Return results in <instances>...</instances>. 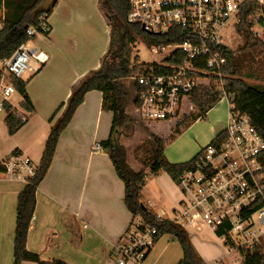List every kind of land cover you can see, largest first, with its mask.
I'll return each instance as SVG.
<instances>
[{
  "label": "built area",
  "instance_id": "2783aa9c",
  "mask_svg": "<svg viewBox=\"0 0 264 264\" xmlns=\"http://www.w3.org/2000/svg\"><path fill=\"white\" fill-rule=\"evenodd\" d=\"M129 5L130 26H139L153 39L173 32L181 40L149 47L163 58L149 63L145 74L130 79L136 86L134 115L149 122L178 124L196 110L193 93L203 89L220 93L229 106L225 138L201 148L195 167L178 180L181 202L170 216L156 214L157 220L184 229L207 227L215 235L225 227L228 232L218 238L227 255L238 254L243 264L241 252L264 238V139L247 115L234 110L235 94L228 91L225 74L228 60L220 49L246 30L264 43V0H129ZM5 18V0H0V27ZM48 29L43 17L37 27L27 28L29 40L0 62V115L12 114L24 121L32 115L11 104L18 92L13 80L26 81L51 61L47 52L35 46L40 31ZM93 150L102 146L96 143ZM4 166L10 175L24 171L32 177L36 171L29 159L20 156H11ZM32 219L28 230L34 229ZM160 237L157 227L133 216L112 257L116 264H143Z\"/></svg>",
  "mask_w": 264,
  "mask_h": 264
},
{
  "label": "crops",
  "instance_id": "0c3cea01",
  "mask_svg": "<svg viewBox=\"0 0 264 264\" xmlns=\"http://www.w3.org/2000/svg\"><path fill=\"white\" fill-rule=\"evenodd\" d=\"M47 23L51 31L46 48L51 61L33 78L26 79L29 80L27 94L34 107L32 115L12 136L5 123L7 116L0 115V125L3 124L0 163L3 164L17 151L15 156L39 166L52 128L50 119L59 106L67 102L72 87L101 67L109 48L111 30L99 0H59ZM60 37L63 42H58ZM16 94L12 96L11 104L22 110L23 98H15ZM218 105L208 112L206 119L198 120L188 129L207 123L209 115L218 111ZM61 114L62 111L56 120ZM228 117L227 110L225 118L217 119L210 127L213 135L210 143L224 133ZM112 121L113 113L103 108V94L91 91L61 133L50 169L36 193L34 229L28 230L27 249L42 260H62L67 264H116L112 249L126 232L133 215L125 205V185L117 176L108 153L103 148L93 150L96 143L109 138ZM183 134L175 141L165 143V155L171 163L188 162L200 151L199 147L192 155L184 153L178 159L171 158L167 144L176 145ZM5 143L8 153L4 156ZM130 167L148 172L147 166ZM26 177L24 171L17 175L0 174V264H13L14 261L17 202L26 185ZM143 198L156 214L170 216L181 202L182 194L171 177L162 172L146 180ZM185 230L204 264H214L218 260L228 262V255L212 254L199 241L197 233L191 235L189 229ZM165 236L167 240L163 239ZM184 257V249L176 237L165 234L143 264H180Z\"/></svg>",
  "mask_w": 264,
  "mask_h": 264
},
{
  "label": "trees",
  "instance_id": "16d2710c",
  "mask_svg": "<svg viewBox=\"0 0 264 264\" xmlns=\"http://www.w3.org/2000/svg\"><path fill=\"white\" fill-rule=\"evenodd\" d=\"M58 1L52 0L45 7L43 6L44 0H5L6 18L4 25L0 27V62L12 57L15 51L29 40L26 33L27 28L37 27L43 17L48 21ZM99 4L111 30L109 48L102 58L101 67L96 71H91L72 87L67 102L62 103L50 119L52 128L40 164L36 167L34 176L27 178L26 185L18 196L13 264H23L24 262L67 264L62 260L45 261L38 254L30 252L27 249L28 227L36 210L38 187L50 169L60 135L72 121L77 109L84 102L86 94L91 91L101 92L103 94V108L113 113L110 136L100 145L108 153L117 176L125 185V205L128 211L133 216H141L147 224L157 227L161 236L168 234L176 237L185 253L180 264H204L191 246L186 230L169 221L158 222L156 213L143 198V188L150 176L162 172L167 173L177 184L183 174L195 167L199 153L188 162L171 163L165 155L166 142L159 135L151 133L153 155L147 166L148 172L145 169L135 171L128 163L127 149L119 142L122 128L134 129L135 121L127 114L126 109L133 94H135L133 100L136 96V86L128 80L145 74L149 68L147 63L140 62L139 57L134 56L137 38H140L148 47L181 42V40L173 32L162 39H153L144 33L139 26H130L127 22V16L130 12L129 0H99ZM48 28L47 31H40V33L48 36L51 31L49 25ZM243 37L245 39V44L241 50L243 53L237 55L229 47L220 49L228 60V66L225 69L228 80L227 89L235 94L234 110L247 115L259 135L264 139V87L249 84L244 80V77H251L245 72V58L250 57L252 61L261 56L264 58V43L247 30ZM29 80L14 79L13 83L23 98L21 107L33 113L34 107L26 90ZM192 99L196 110L185 116L171 129L173 137L169 141H175L198 120L206 119L208 112L222 101L220 93H211L205 89L193 93ZM10 109L11 106H7V110ZM61 111L62 114L56 120ZM27 121L22 120L19 116L9 114L5 120L9 135L16 134ZM143 128L149 131L147 127L143 126ZM224 138L225 135L220 134L214 141L217 139L221 141ZM11 155H17V151ZM9 159L5 160V163ZM6 171L4 164L0 163V174L6 173ZM256 208L258 207L256 206L250 212ZM225 229V227L219 229L216 236L221 237L226 234L228 231ZM241 253L245 257L243 264H264V239L253 249Z\"/></svg>",
  "mask_w": 264,
  "mask_h": 264
},
{
  "label": "rangeland",
  "instance_id": "374dc122",
  "mask_svg": "<svg viewBox=\"0 0 264 264\" xmlns=\"http://www.w3.org/2000/svg\"><path fill=\"white\" fill-rule=\"evenodd\" d=\"M51 2L52 0H44L43 6L46 7ZM106 38L107 35L105 34L103 36L104 47ZM47 39L48 36L40 34L35 40V46L50 55V52L46 48ZM58 42H63V38L60 37ZM227 44L229 45V49H231L238 55L240 53H243L241 52V50L245 44V39L242 35H239L234 37L232 42L227 41ZM134 56L139 57L140 62H144L147 64L156 62L163 58V56L156 55L151 52L149 47L140 38H137V42L134 46ZM245 60V72L248 75H251V77H244V80L249 84L264 87V58L261 56L258 57L256 60L252 61L250 57H246ZM128 82L132 81L128 80ZM211 93L213 92L211 91ZM134 95L135 94H133V96ZM133 96L131 97L129 105L127 106L126 112L135 121L133 124L134 129L122 128L120 130L121 135L119 136V142L127 149L128 163L131 166H148L150 163V158L153 155V141L151 138V133L159 135L163 138L165 142L168 143V141L173 137V131H171V129L176 125V123L172 122L173 124H162L164 122H149L138 118L134 115L133 112ZM20 97L21 95L18 92V94L15 95V98L19 99ZM216 110L218 111H213L211 115H209L207 123L202 122L199 127H196L195 129H187L186 131H184L182 138L176 145H173V143L167 144L166 150L169 152L171 158L178 159L182 157L184 153L186 155H192L199 147L201 150V147L205 148L207 145H209L213 136L210 127L213 125V123L217 122V119L225 118L227 110L229 112V106L227 101H221V104L216 107ZM2 126L3 124L0 125V130H2ZM143 126L147 127L150 132L144 129ZM181 129L183 128L181 127ZM2 152L4 156L8 153V145H6V143ZM189 234H195L199 241L203 243L204 246H207V248L211 251L212 254L222 252L227 255V249L225 248L223 241H221L216 235H213L214 233L210 231L207 227H201L200 230L189 229ZM233 236H236V234H233ZM167 238V236L163 237L164 240H167ZM190 243L193 249L196 251V248L191 242V240ZM237 255L238 254L229 255L228 262L232 264H241L242 260Z\"/></svg>",
  "mask_w": 264,
  "mask_h": 264
}]
</instances>
